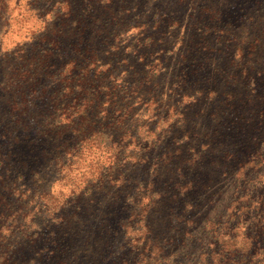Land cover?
<instances>
[{
	"label": "rangeland",
	"instance_id": "1",
	"mask_svg": "<svg viewBox=\"0 0 264 264\" xmlns=\"http://www.w3.org/2000/svg\"><path fill=\"white\" fill-rule=\"evenodd\" d=\"M122 81L132 96L114 90ZM263 89L264 0H0V200L12 216L21 206L43 264L68 245L86 264L135 262L120 224L146 194L166 206L147 215L152 236L180 243H164L165 263L264 264V163L239 171L264 152ZM77 99L126 151L82 196L78 176L45 166L57 144L39 130Z\"/></svg>",
	"mask_w": 264,
	"mask_h": 264
},
{
	"label": "trees",
	"instance_id": "2",
	"mask_svg": "<svg viewBox=\"0 0 264 264\" xmlns=\"http://www.w3.org/2000/svg\"><path fill=\"white\" fill-rule=\"evenodd\" d=\"M114 90H120L123 93V96L130 97L133 95L132 93L135 89H128V83L122 81L117 87H114ZM258 96L259 100L264 98V89L259 92ZM195 98L197 97H194V100ZM224 99L226 100L227 98ZM113 102L114 104H118L116 100ZM93 103L94 101L91 100L82 104L81 99H77V103H73L69 106L63 117L56 119V121L45 120V122L40 124L39 129L41 130L44 127L40 132L49 135V137L57 144L52 149L46 148L44 150V155L46 156L44 157L45 166L49 172L60 175L64 181L67 177L70 179L74 175L78 176L79 180H77V183H79V185L77 186H79V188L76 186L77 190H73L72 187L70 188L71 192L78 194V196L83 195L80 188L85 186L88 182H94L95 180L102 178L110 171L112 168V166H110L112 163V157H118L121 153L126 152L122 150V139H114L113 137L106 135L107 132L103 129H95L94 123L97 119L96 116H90L89 118L86 117L87 111L93 107ZM99 104L108 121L113 123L115 115L119 114V111H117L118 109L109 105V101L104 100ZM127 112L128 109L125 106L123 113L127 114ZM26 117L27 116L16 119L14 122L24 123ZM67 117L69 122L76 125V127L74 129V136L64 138L66 130L60 124L58 125V123L63 122L64 124H68L66 120ZM52 126H56L57 130H52ZM138 138L135 139L134 143L137 142ZM153 144H156L155 141H153ZM256 145L258 146L259 144ZM224 146L232 149L227 144ZM257 150L256 147V150L251 151L250 156L243 161V167L239 169V171L250 169L259 173V170L264 163V152H262V148L259 151ZM127 152H129V150ZM28 158L33 159L34 164L40 162L37 158ZM8 160L7 154L3 153L0 148V168L2 167V170L7 169L6 163ZM121 161V158H118V160L115 161L118 163L116 166L119 169L122 168ZM10 165V167H12V163H10ZM38 174L39 173H37V175ZM260 176L263 179L264 173ZM41 180L43 181V178L38 175V181ZM8 190L11 189L8 188ZM86 192H90V190H87ZM42 195H44V193H42ZM21 196L22 193H18L17 198L15 196V200L20 201ZM209 198L208 201L212 200V197ZM5 199L7 198L2 197V200L6 201ZM142 200L143 212L132 211L124 222L120 224L124 242L128 244V246L130 245L133 249L132 253H135L134 257H132L135 262L132 263L131 259L125 257L124 252L121 264H145L147 261H149L150 264H167L164 262L167 257L164 251L167 245H164V243H170L172 246H179L180 243H178L173 237H171L173 242H167L166 239H162V237H153L152 229L147 222V215L152 211V208H156V210L159 211L160 208L166 206L164 205L161 196L156 197L154 194H146L142 197ZM183 212L184 211L180 213L181 217ZM11 216L9 204H2L0 200V264H43V256L34 246V242L32 241L34 233L26 231L27 229H24L25 227L23 228L26 215L23 213L20 205H17V210L12 216L15 218L14 225H9V219ZM88 229L90 230V228L86 226L82 231L86 233ZM25 231L28 232V235L26 236L28 240H25ZM81 236L77 235L78 239L81 238ZM68 247L69 248L65 254L61 257H56L54 254L52 264H86V261L82 262L80 256H75L77 253H80L78 246L73 248L68 245ZM64 248H62V250H64ZM136 252L138 253L136 254ZM71 254L72 256L74 255L72 259H70ZM65 255L66 257H64ZM202 262L204 261H201L200 264H202Z\"/></svg>",
	"mask_w": 264,
	"mask_h": 264
}]
</instances>
